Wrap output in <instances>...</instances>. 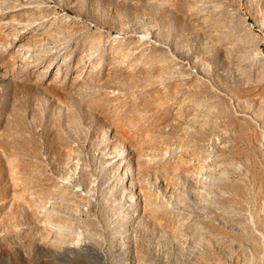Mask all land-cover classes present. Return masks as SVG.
Here are the masks:
<instances>
[{
    "label": "rangeland",
    "instance_id": "rangeland-1",
    "mask_svg": "<svg viewBox=\"0 0 264 264\" xmlns=\"http://www.w3.org/2000/svg\"><path fill=\"white\" fill-rule=\"evenodd\" d=\"M0 264H264V0H0Z\"/></svg>",
    "mask_w": 264,
    "mask_h": 264
},
{
    "label": "bare ground",
    "instance_id": "bare-ground-1",
    "mask_svg": "<svg viewBox=\"0 0 264 264\" xmlns=\"http://www.w3.org/2000/svg\"><path fill=\"white\" fill-rule=\"evenodd\" d=\"M146 35V34H145ZM130 60V56L129 55H126L125 57H122V58H120L119 60H118V63H127L128 61ZM84 65H85V61L82 59V61H81V63H80V67H84ZM5 70H6V68H4ZM4 74H5V72H3ZM111 143L112 144H110V150H104L103 151V153L104 154H107V155H112V157L113 156H119L117 159H115V160H118V161H120L122 158H123V152H124V148H122L119 144H117V143H115V142H112L111 141ZM70 162V160H67V163H69ZM78 163H79V161L77 160L76 161V167H78ZM128 167L130 166L129 164L127 165ZM203 168V167H202ZM129 173L126 175V176H124V178L126 179V181H127V184L131 187V188H134V185H135V182H134V178H133V176H132V173H131V168L129 167ZM126 173H127V169H126ZM125 173V171H124V174H126ZM70 175V174H69ZM158 173H156V175H155V181L157 182L158 181ZM67 177H59V179H60V181L61 182H65V179H66ZM129 195L131 196V197H134V194H133V192L132 191H129ZM50 198L46 201V204L44 205V207H47L50 203ZM48 224H49V219H48ZM53 231V229H48L47 230V232L48 233H51ZM79 238H80V234L78 235V237H77V240H79ZM182 239H184V237H182Z\"/></svg>",
    "mask_w": 264,
    "mask_h": 264
}]
</instances>
